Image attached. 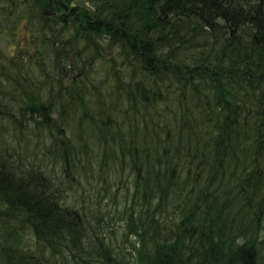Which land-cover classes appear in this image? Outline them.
I'll use <instances>...</instances> for the list:
<instances>
[{
	"label": "trees",
	"instance_id": "1",
	"mask_svg": "<svg viewBox=\"0 0 264 264\" xmlns=\"http://www.w3.org/2000/svg\"><path fill=\"white\" fill-rule=\"evenodd\" d=\"M11 37L0 108L72 137L0 147V264H264V0H0Z\"/></svg>",
	"mask_w": 264,
	"mask_h": 264
},
{
	"label": "rangeland",
	"instance_id": "2",
	"mask_svg": "<svg viewBox=\"0 0 264 264\" xmlns=\"http://www.w3.org/2000/svg\"><path fill=\"white\" fill-rule=\"evenodd\" d=\"M13 43L14 41L12 42V37H11L9 39L4 40L3 43L0 45V58H1L0 65H7L8 63H12L10 60L12 55L20 56L21 52L22 54L25 53V55L28 54L26 50L27 48L25 46L21 47L17 45V48L21 50L19 51V50L14 49V47H12ZM92 53H94L93 50H90L88 52V55H92ZM8 59L10 60V62L8 61ZM106 72L107 70H97L96 72H94L93 70L94 78L95 76H99L103 78ZM73 78H74V75H71L70 81L73 80ZM64 85L65 84H62L59 81L58 83L57 82L54 83V88L52 92L53 94L52 96L54 97V99H57V94L61 90V87ZM12 88L13 86L9 84L8 80H6L5 77L0 76V103L5 102V105H7L8 107L11 105V98H12L11 95H12V90H13ZM174 88L175 86L172 88V95L175 94ZM104 92H106L105 88H104ZM104 92L103 94L108 93V92L106 93ZM13 111L14 113L12 116L10 114L4 113V109L0 108V112H2L0 113V136L9 138L8 141L6 142H4L3 140H0V147L1 148L7 147L9 152L13 151L27 158L33 152L37 154L39 152H44L47 148L51 146V143H54L55 137L56 138L59 137L58 139L59 143L68 141L67 140L68 137L65 134L72 137V135L71 134L69 135V133L66 130L63 134L65 138H63L62 136L60 138V133L62 132L61 128L63 127L64 121L61 119H57L56 114L50 115L49 109H44L42 110V112L45 117L50 119V121H53V124L50 126L45 125L46 127H44L42 131L40 132L36 129L31 128L30 123H29L30 121L25 119V117H21L20 116L21 114H19L18 111H15V110ZM38 121L45 123L43 119H40ZM49 128H51V130ZM28 134H31V135H28ZM52 138H54V140H52ZM29 145L31 146V148H30V151L28 152L26 149ZM55 151H58V149L56 148ZM52 154H58V152L55 153L54 151H52ZM48 156H50V154L43 153V158H46ZM58 162H59V159H57V155L51 159V163L53 167L56 166ZM80 195L82 194L78 192L70 193L69 204L73 205L75 201L80 200V198H78ZM114 226L117 228H120L118 224L116 223H114ZM23 231L24 232L21 231V235L23 237L22 247L24 248V250H26L28 247L30 248L36 247V240L31 235V232L25 231L24 229Z\"/></svg>",
	"mask_w": 264,
	"mask_h": 264
}]
</instances>
